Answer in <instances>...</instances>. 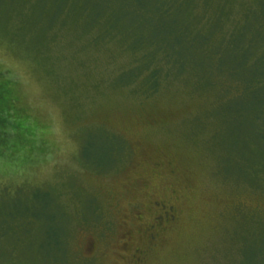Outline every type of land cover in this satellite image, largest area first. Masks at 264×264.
Wrapping results in <instances>:
<instances>
[{"label": "rangeland", "instance_id": "rangeland-1", "mask_svg": "<svg viewBox=\"0 0 264 264\" xmlns=\"http://www.w3.org/2000/svg\"><path fill=\"white\" fill-rule=\"evenodd\" d=\"M207 1L238 14L255 0ZM52 2L30 1L28 19L45 20L28 30L0 17V264H45L28 244L62 231L66 252L48 264H264V182L235 174L220 89L121 85L114 44L44 29ZM18 199L32 204L16 215L23 247L7 227Z\"/></svg>", "mask_w": 264, "mask_h": 264}, {"label": "trees", "instance_id": "trees-1", "mask_svg": "<svg viewBox=\"0 0 264 264\" xmlns=\"http://www.w3.org/2000/svg\"><path fill=\"white\" fill-rule=\"evenodd\" d=\"M30 1L0 0V17L9 15L5 23L11 18L16 23L24 21L28 27L21 26L22 30L34 28L35 20L43 17L39 13L35 20L28 19ZM52 3L57 6L56 14L44 29L54 31L76 25L80 31L84 28L93 31L97 42L114 44L127 56L119 74L121 85L146 95L156 94L179 81L220 89L224 142L229 145L228 151L236 155L235 174L243 175L242 179L255 187L263 184L264 0L253 1L238 14H232L236 9L230 1L216 5L207 0H54ZM209 11L217 15L210 21L204 17V12ZM62 13L67 16L60 24L57 21ZM80 21L83 28L79 27ZM118 139L115 138L116 143ZM11 204L17 207L12 215L15 221L7 227L18 233L12 246L23 247L27 236L19 233L28 230L24 234H29V225L16 217L31 213L32 204L23 199ZM2 211L0 215L6 216V211ZM62 234L63 231L56 239L47 241L32 240L28 247L43 252L40 256L49 255L50 260L45 264L58 262L67 246L66 239L59 237Z\"/></svg>", "mask_w": 264, "mask_h": 264}, {"label": "flooded vegetation", "instance_id": "flooded-vegetation-1", "mask_svg": "<svg viewBox=\"0 0 264 264\" xmlns=\"http://www.w3.org/2000/svg\"><path fill=\"white\" fill-rule=\"evenodd\" d=\"M165 213H166L167 216L169 215V213L167 211H165Z\"/></svg>", "mask_w": 264, "mask_h": 264}]
</instances>
